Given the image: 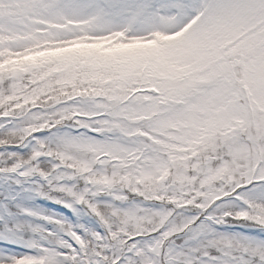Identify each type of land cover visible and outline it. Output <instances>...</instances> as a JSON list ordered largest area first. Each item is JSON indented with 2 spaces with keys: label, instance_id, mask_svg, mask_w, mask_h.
<instances>
[{
  "label": "snow or ice",
  "instance_id": "obj_1",
  "mask_svg": "<svg viewBox=\"0 0 264 264\" xmlns=\"http://www.w3.org/2000/svg\"><path fill=\"white\" fill-rule=\"evenodd\" d=\"M178 32L115 98L77 92L46 127L0 108V140H17L0 147V264H264V0H0V106L65 62L38 63L45 43ZM75 146L121 183L71 179L53 157ZM233 222L252 233L218 230Z\"/></svg>",
  "mask_w": 264,
  "mask_h": 264
},
{
  "label": "rangeland",
  "instance_id": "obj_2",
  "mask_svg": "<svg viewBox=\"0 0 264 264\" xmlns=\"http://www.w3.org/2000/svg\"><path fill=\"white\" fill-rule=\"evenodd\" d=\"M186 31L187 29L184 30V32ZM184 32H178L174 35L157 33L139 39H124L121 37L110 39L107 37L92 38L81 36L74 41L55 40L45 43L40 49H36L37 52H45L44 57H36L38 63L45 61L51 67L56 64V60L53 58H62L65 62L55 67L49 75L36 82L42 91H36L33 100L28 103L32 105L38 96H44L46 92L54 90L55 94L49 97L53 101L70 96L73 97L77 91H80L78 89H81L80 93L99 100H108L109 97L115 98L123 91L122 85L125 82L131 80L134 83H142L141 78L148 74L150 69L153 71L158 70L160 62L157 58L159 54L180 41L184 36ZM122 45H126V47H121ZM142 90L146 89H134V91ZM69 100L50 104L37 109L38 111L36 109H28L27 111H24L25 109H17L15 113H12L14 112L13 109L16 108L10 107L7 113L15 114L17 117H25L29 113L36 112L33 123L37 126L43 124L46 127L47 121L53 118L52 110L58 104L67 103ZM11 101L8 100L7 102L10 103ZM18 105L24 108L27 104H24L23 100H21ZM11 143H17V140L13 138ZM178 150L182 151L183 149ZM21 151H26V149H22ZM90 152L91 149L87 147L75 146L71 154L59 153L53 158L59 159V166L66 169L71 179L76 180L77 177H86L90 183L95 184L98 182L101 188H106L109 174L97 172L89 175L92 173V167L88 163ZM42 155L51 154L42 153ZM105 155L107 153L99 154L93 163H100ZM12 159L14 157H5L0 154V164ZM19 162H22V166L24 167H29L32 163L27 158H20ZM116 163H119V161L115 158H110L107 161V165L109 166ZM41 166L48 167L47 161L43 162ZM52 171H55V169H52ZM119 183L121 182L113 180L106 190L111 191ZM148 187L151 189L153 186L149 185ZM28 206L38 207L33 205ZM82 223L89 225L91 221H89L88 217H85ZM234 224L223 226L218 230L229 234L244 235H249L253 231L250 227L245 226L244 228L243 226ZM179 242L177 241V243Z\"/></svg>",
  "mask_w": 264,
  "mask_h": 264
},
{
  "label": "trees",
  "instance_id": "obj_3",
  "mask_svg": "<svg viewBox=\"0 0 264 264\" xmlns=\"http://www.w3.org/2000/svg\"><path fill=\"white\" fill-rule=\"evenodd\" d=\"M78 90L81 91V89H78ZM80 91H77V92H80ZM54 94H55V90L54 91H50V92H46L44 94V96H38L37 99L34 101L35 103L32 104V105H34V106H40V107H45V106H48L50 104H55L56 102L63 101L65 99H68V98L71 97L70 96V97H66V98H63V99H59L57 101H53L52 98H49V97L51 95H54ZM32 105L29 104V103H27V105L24 108H22L17 103H14L13 101H11L10 103L6 102V105L5 106H0V108H6V111H8L10 107H14L16 109H13L14 112H12V113H15L17 109L18 110H24V109L26 110L27 108H29Z\"/></svg>",
  "mask_w": 264,
  "mask_h": 264
},
{
  "label": "clouds",
  "instance_id": "obj_4",
  "mask_svg": "<svg viewBox=\"0 0 264 264\" xmlns=\"http://www.w3.org/2000/svg\"><path fill=\"white\" fill-rule=\"evenodd\" d=\"M12 137H6L3 140H0V144H4V143H11L12 142Z\"/></svg>",
  "mask_w": 264,
  "mask_h": 264
}]
</instances>
